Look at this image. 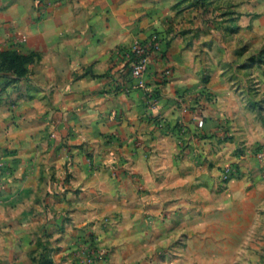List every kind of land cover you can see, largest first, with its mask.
I'll return each instance as SVG.
<instances>
[{
  "label": "crops",
  "instance_id": "1",
  "mask_svg": "<svg viewBox=\"0 0 264 264\" xmlns=\"http://www.w3.org/2000/svg\"><path fill=\"white\" fill-rule=\"evenodd\" d=\"M35 1L0 0V168L9 171L0 180V252L8 264L49 229L63 250L106 232L112 253L101 264H168L198 238L220 245L232 234L225 228L255 217L264 199V161L253 153L264 148V74L256 79L261 117L256 98L229 83L221 32L193 18L204 4L61 0L38 13ZM261 11L237 21L228 58L241 39L264 43ZM151 40L161 50L150 58L154 104L121 67ZM242 74L260 75L250 66ZM230 164L238 173L223 185Z\"/></svg>",
  "mask_w": 264,
  "mask_h": 264
},
{
  "label": "rangeland",
  "instance_id": "2",
  "mask_svg": "<svg viewBox=\"0 0 264 264\" xmlns=\"http://www.w3.org/2000/svg\"><path fill=\"white\" fill-rule=\"evenodd\" d=\"M193 2L204 4L202 9L199 5L194 10L193 18L206 20L210 25V30L213 31L216 28L223 35L218 51L223 52L222 62L229 69V83L235 89H240L242 94L247 97L254 96L256 98L258 114L262 117L260 109L263 108V102L258 96L260 94L257 86L259 82L257 83L256 79L261 78L264 74V43L248 45L246 38L241 39L243 38L241 37L234 49V59L228 57L231 55L233 38L239 33L236 30L237 21H244L248 16H261L264 0H193ZM251 4H255V13L248 12ZM214 23H217L218 26L212 27ZM249 66L254 67L260 75H243L242 69ZM247 79L249 81H245ZM5 174H9V171L0 168L1 181L6 180ZM219 179L221 181V178ZM228 182H222V184L226 185ZM236 221L239 222V226L234 229V232L232 229H224L225 233L228 231L232 234L226 236L222 244L198 238V242L190 244L184 259L175 256L168 264H264V199L258 205L255 217L246 220L237 219ZM98 222L103 230L108 220ZM96 223L94 224L96 225ZM105 233L94 231L86 237H79L76 242L66 244L63 250L64 245L61 244L60 235L56 232L51 229L42 230L41 233L36 232L32 236L30 251H15L14 264H89L90 256L94 253L98 257L94 264H101L112 253L109 247L103 246ZM7 258V252H0V264H8Z\"/></svg>",
  "mask_w": 264,
  "mask_h": 264
},
{
  "label": "built area",
  "instance_id": "3",
  "mask_svg": "<svg viewBox=\"0 0 264 264\" xmlns=\"http://www.w3.org/2000/svg\"><path fill=\"white\" fill-rule=\"evenodd\" d=\"M61 0L54 1H43L36 0L35 1V9L38 13H44L47 9L60 5ZM160 53L159 42L157 40H151L146 43H140L134 46L132 50L127 52L124 55V60L122 62V69L127 71L126 77L128 78V82H131L133 88L143 90L150 103L154 104L156 102V95L153 89H151L148 80L150 76V58L153 53ZM162 59H167L166 54H161ZM169 75V71L161 73L158 76L159 81L164 80ZM209 100H211V95L208 92L204 94ZM256 158L261 161H264V148H258L254 152ZM238 167L236 165H227L221 170V181L228 182L234 177L237 176ZM97 254L94 253L90 256L89 264H94L97 259Z\"/></svg>",
  "mask_w": 264,
  "mask_h": 264
},
{
  "label": "trees",
  "instance_id": "4",
  "mask_svg": "<svg viewBox=\"0 0 264 264\" xmlns=\"http://www.w3.org/2000/svg\"><path fill=\"white\" fill-rule=\"evenodd\" d=\"M19 61V62H18ZM10 63H13L16 64L15 66L17 67V65L19 66L20 64L22 65V62H24V59L20 56H10ZM18 62V63H17ZM17 68H20V67H17Z\"/></svg>",
  "mask_w": 264,
  "mask_h": 264
}]
</instances>
